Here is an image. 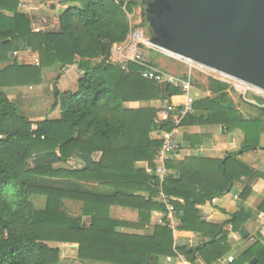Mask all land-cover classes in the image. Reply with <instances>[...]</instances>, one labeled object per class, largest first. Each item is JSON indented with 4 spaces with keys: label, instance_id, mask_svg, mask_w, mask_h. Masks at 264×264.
<instances>
[{
    "label": "trees",
    "instance_id": "1",
    "mask_svg": "<svg viewBox=\"0 0 264 264\" xmlns=\"http://www.w3.org/2000/svg\"><path fill=\"white\" fill-rule=\"evenodd\" d=\"M59 1L66 2L57 5ZM19 2L0 0V264H59L60 251L50 244L77 245L82 263L159 264V259L177 253L188 264H213L223 258L230 250L231 234L238 233L247 220L240 204L251 196L255 182L264 181L263 171L242 160L264 153L260 145L264 120L244 118L232 105L227 85L212 79L214 97L196 99L194 114L177 127L156 124L154 107L126 108L131 103L163 104L180 95L176 87L142 79L136 65L129 64L125 73L106 62L112 46L126 39L127 15L141 6L139 0H53L62 10L56 7L57 13H51L58 29L39 32L19 13ZM13 53L17 55L12 57ZM70 66L80 77L74 92L54 87L52 109L59 108L58 119L30 121L3 92L40 86L45 70ZM196 126H223L226 134L239 131L242 142L221 160L193 155L167 161L169 174L162 183L155 174L136 167L146 164L154 171L161 147L159 132ZM202 139L184 137L191 150ZM82 154L91 158L100 154V158L91 169L69 167ZM34 178L49 183L35 184ZM236 183L244 185L238 196L240 210L231 215L218 210L228 217L221 225L203 221L201 208L211 206L213 198L230 192ZM159 190L174 198L170 205L179 226L172 230L164 217L163 225L153 226L147 234L122 233L120 229L128 224L112 219L111 207L136 211L138 224L133 228L143 229L153 212L167 213L156 200ZM33 196L46 198L43 210L34 207ZM64 201L81 204L80 216L69 215ZM257 213L264 215V198ZM193 234L202 240L195 247L175 245L174 236ZM252 259L264 264L259 240L231 264Z\"/></svg>",
    "mask_w": 264,
    "mask_h": 264
},
{
    "label": "water",
    "instance_id": "2",
    "mask_svg": "<svg viewBox=\"0 0 264 264\" xmlns=\"http://www.w3.org/2000/svg\"><path fill=\"white\" fill-rule=\"evenodd\" d=\"M145 11L153 45L264 91V0H151ZM78 159L77 171L92 168Z\"/></svg>",
    "mask_w": 264,
    "mask_h": 264
},
{
    "label": "crops",
    "instance_id": "3",
    "mask_svg": "<svg viewBox=\"0 0 264 264\" xmlns=\"http://www.w3.org/2000/svg\"><path fill=\"white\" fill-rule=\"evenodd\" d=\"M23 1V0H21ZM51 16V15H50ZM55 20V21H54ZM53 30L51 31H57L58 29V20L53 19ZM40 31H47L46 29H41ZM72 70L77 71L78 75H75L74 79L70 78V73ZM71 71V72H70ZM54 77L55 79L58 78L57 82H54V86L60 91V92H74L77 89V81L80 77V72L76 69L75 66L65 67L64 69H60L59 67H54L49 70H45L43 72V81L42 83L46 82L48 78ZM41 83V84H42ZM53 86V90H54ZM38 89H40V86H36ZM23 90V87H21ZM21 88H12L14 91H22ZM12 89H4L3 92L6 94V90L13 91ZM25 90V89H24ZM51 90V88H50ZM18 94V93H17ZM193 94V91H192ZM7 95V94H6ZM40 95V93H39ZM37 95V96H39ZM9 96V95H8ZM7 96V97H8ZM195 97V96H194ZM38 98V97H37ZM53 98V97H52ZM54 100V99H53ZM10 101L16 106L18 112L20 114L21 111L19 110L16 101L11 100ZM36 102V101H35ZM34 102V103H35ZM54 102V101H53ZM33 103L27 105L31 106ZM162 105L161 102H151V103H131V104H125V107L128 109H136L139 107L144 106H151L156 109ZM29 108V107H28ZM255 109V108H253ZM257 110V109H255ZM262 110V109H261ZM24 113H28L29 111L27 108L24 110ZM40 113V112H39ZM42 114V113H41ZM26 118L28 116L22 114ZM31 115V113H30ZM35 115V114H34ZM40 114H36V116H39ZM52 118L50 119H58L60 116L59 108L52 109L51 111ZM41 119V116H39ZM30 121H38V118H28ZM221 127L223 126H201V127H187V128H180L178 133V145L180 149V159L196 156L198 158L207 159V160H221L224 158L225 154L234 152L238 150L240 143L242 142V134L239 131H235L233 134H222L221 133ZM202 136V143L198 146H196V150L190 149L189 142L184 141V137L186 136ZM177 138V137H176ZM260 145L264 148V133L261 136L260 139ZM100 158V154H97L92 157V161H98ZM244 162L249 164L250 166L254 167L255 171H263L264 172V153H258L256 156L253 155H247L242 159ZM82 165V163H81ZM77 167L81 168L82 166ZM137 168L145 169L147 173H153L150 172V169L147 168L146 164H137ZM244 185L243 183H236L232 190L228 193H224L221 196H216L217 199L215 204H210L211 206H205L201 208V211L203 213V221L209 224L214 225H221L225 220L228 219V217L219 211H224L226 214H234L240 210L238 196L240 192L242 191ZM236 197V198H235ZM264 198V181L258 180L255 182L252 186V194L247 199L246 202L240 204L242 206V212L247 216V220L244 224V226L241 229H244L247 233V236L245 238L241 237L238 233L231 234L229 240L227 241L229 245V252L220 260L213 264H231L228 263V258L232 257L234 261L237 259V257L246 249H248L255 241L259 240L261 244L264 247V215L257 213V208L259 204L261 203L262 199ZM171 199L174 201V198L171 197ZM69 202V201H68ZM72 202V201H70ZM74 204H79L77 202H73ZM81 206V204H80ZM219 210V211H218ZM81 213V211H80ZM70 215V214H69ZM72 216V215H71ZM79 216V215H78ZM164 214L153 212L150 221L148 225H145L143 229H135L133 228V225L138 224V215L136 211H132L129 209H124L121 207H111L110 209V217L114 220L127 223L128 227L120 229L122 233L127 234H147L151 231L152 227L155 225H159L158 221L164 219ZM76 217V216H75ZM85 224L87 226L89 225V218L83 219ZM166 223L169 225V222L166 221ZM172 225L176 226V228L179 226V222L174 218H172ZM226 231H230L228 227L224 228ZM240 229V230H241ZM239 230V231H240ZM201 237L197 234H193L191 236H174V242L177 246H186L189 247V249L195 247L199 243H201ZM50 247L58 248L60 251V261L59 264H64L65 262H69L67 260H63L64 257H68L71 259L70 264H104V263H82L77 259V251L78 246L77 245H69V244H50ZM66 248V252L62 253V249ZM64 254V255H63ZM255 260V259H252ZM251 260V261H252ZM233 261V262H234ZM251 261H249L246 264H251ZM232 262V263H233ZM256 262V260H255ZM159 264H188L184 257L180 254H176L175 257H166L159 259ZM197 264H204L201 261H198ZM255 264V263H254Z\"/></svg>",
    "mask_w": 264,
    "mask_h": 264
},
{
    "label": "built area",
    "instance_id": "4",
    "mask_svg": "<svg viewBox=\"0 0 264 264\" xmlns=\"http://www.w3.org/2000/svg\"><path fill=\"white\" fill-rule=\"evenodd\" d=\"M39 31L38 29L35 30V32ZM149 51L160 53L174 59L176 62L184 65L188 71L184 74L174 76L160 70L158 67L153 66L147 59L146 53ZM16 55V53H13L14 57ZM101 60L102 59H100L99 62ZM106 62L114 66H119L125 73L128 72L127 66L129 64L136 65L140 68L139 75L142 79L155 82L161 86L171 85L179 89L180 95L178 97H173L170 102H165L158 107L157 118L155 120L156 124L170 123L177 127L187 116L194 114L193 104L196 99L192 95V91L196 75L195 72L226 84L229 86L230 90L241 95L243 99H245L244 97L246 94L251 93L254 98L259 101V104L251 101V105L257 109L264 108V91L159 48L153 45L150 39L145 37L140 29L131 30L130 28L126 39L112 46L110 56L106 59ZM177 131V129H173L170 132L158 133V137L161 140V147L155 158V169L153 174L159 178L160 183H162L169 174L165 166L166 162L180 155V149L176 138ZM156 200L165 206L167 213L164 214L163 217L169 222V227L175 230L176 226L172 225L173 209L170 205V201H172L171 197L166 196L162 190H159ZM216 201L217 199L213 198L211 203L215 204ZM163 221L164 220H159L158 224L163 225ZM227 261L228 263H232L234 259L230 257Z\"/></svg>",
    "mask_w": 264,
    "mask_h": 264
},
{
    "label": "rangeland",
    "instance_id": "5",
    "mask_svg": "<svg viewBox=\"0 0 264 264\" xmlns=\"http://www.w3.org/2000/svg\"><path fill=\"white\" fill-rule=\"evenodd\" d=\"M141 2V6L135 8L133 12L129 15H127L129 28L131 30L140 29L143 32V35L145 37H150L148 24L146 22V11L145 6L146 3H149L151 0H139ZM57 3V2H55ZM53 3V0H48L47 2L44 0H23L19 2L18 11L19 13L25 15L32 24V30L35 32L36 29H46L47 31L53 30V19L50 15L56 14L54 10H50V5L55 4ZM58 5V4H57ZM22 8H21V7ZM56 6V5H55ZM58 8V6H56ZM24 8V9H23ZM56 11H62L60 8H58ZM52 13V14H51ZM12 57H14L12 55ZM147 59L152 63L153 66L158 67L160 70H163L171 75H181L188 71V69L176 62L174 59L167 57L165 55H162L160 53L155 52H147L146 53ZM99 60H95L93 63H98ZM71 72V71H70ZM195 79H194V85H193V96H195V99L199 98H207V97H214L211 94L210 84L211 79L208 78L203 74H199L195 72ZM75 75H78L77 71L72 70L70 73V78L72 80L74 79ZM213 80V79H212ZM55 78L51 77L48 78V80L40 85V89H38L36 86L32 87H23L22 91H13L6 90V94L9 99L16 101L17 106L22 114L28 116V118H38V121L46 120L52 118L51 111H52V105H53V86H54ZM55 87V86H54ZM51 88V90H50ZM25 89V90H24ZM226 91L229 93L227 94L229 99H231L232 105L234 108L242 114L244 118L249 117H257L264 120V116L258 111L257 108L253 107L251 105V101H254V103L259 104L258 99L254 98V96L251 93H248L245 95V99L242 98L241 95L238 93L233 92V90H230L229 86H227ZM18 93V94H17ZM40 93V95H39ZM39 95V96H37ZM38 97V98H37ZM36 101V102H35ZM249 101V102H248ZM33 103V105L28 106V104ZM35 102V103H34ZM31 113H24L25 109ZM257 110H255V109ZM40 112V113H39ZM42 113V114H41ZM35 114V115H34ZM36 114H40L41 119L39 116H36ZM27 118V119H28ZM30 120V119H28ZM222 133V132H221ZM178 139V133L176 135ZM69 167L77 168L81 165V161L78 159L72 160L69 164ZM28 166L30 168L34 167V161L30 160L28 161ZM82 166V165H81ZM55 168L64 167L61 164H54ZM32 181V180H31ZM39 180L37 178L33 179V183H39ZM47 183H39V184H48ZM51 184L60 186L62 185V182L54 181L50 182ZM31 201L34 205V207L38 210H43L46 205V198L41 196H33L31 198ZM64 209L65 211L72 215V216H80L81 206L80 204H74L73 202L64 201ZM85 223V222H84ZM66 248L62 249V253L66 252ZM64 255V254H63ZM67 260L69 262H65L64 264H70L71 259L68 257H64L63 260ZM63 264V263H62Z\"/></svg>",
    "mask_w": 264,
    "mask_h": 264
},
{
    "label": "flooded vegetation",
    "instance_id": "6",
    "mask_svg": "<svg viewBox=\"0 0 264 264\" xmlns=\"http://www.w3.org/2000/svg\"><path fill=\"white\" fill-rule=\"evenodd\" d=\"M149 3H146V6H145V8L147 7V5H148Z\"/></svg>",
    "mask_w": 264,
    "mask_h": 264
}]
</instances>
